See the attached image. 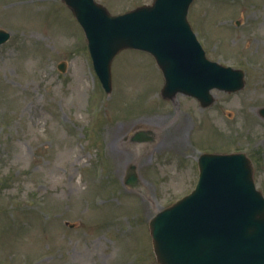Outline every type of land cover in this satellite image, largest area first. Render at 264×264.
I'll list each match as a JSON object with an SVG mask.
<instances>
[{
	"label": "rangeland",
	"instance_id": "obj_1",
	"mask_svg": "<svg viewBox=\"0 0 264 264\" xmlns=\"http://www.w3.org/2000/svg\"><path fill=\"white\" fill-rule=\"evenodd\" d=\"M96 1L114 14L153 2ZM188 18L211 60L245 72V87L213 90L206 112L181 94L162 99V74L139 50L116 56L106 94L62 0H0L11 35L0 45V264H158L148 222L195 188L204 148L245 152L264 194V0H196ZM186 122V146L124 140L138 127L169 138L176 123L183 138ZM127 161L145 195L123 185Z\"/></svg>",
	"mask_w": 264,
	"mask_h": 264
},
{
	"label": "water",
	"instance_id": "obj_2",
	"mask_svg": "<svg viewBox=\"0 0 264 264\" xmlns=\"http://www.w3.org/2000/svg\"><path fill=\"white\" fill-rule=\"evenodd\" d=\"M83 26L96 71L108 92L111 64L123 49H141L157 60L165 77L162 96L181 92L214 103V88L236 92L244 72L206 57L189 21L194 0H155L112 15L95 0H63ZM10 34L0 30V45ZM65 69L64 65L60 66ZM264 117V108L260 110ZM196 189L150 221L159 264H264V195L257 189L254 165L245 153H206L199 159ZM131 183L139 177L133 167Z\"/></svg>",
	"mask_w": 264,
	"mask_h": 264
},
{
	"label": "flooded vegetation",
	"instance_id": "obj_3",
	"mask_svg": "<svg viewBox=\"0 0 264 264\" xmlns=\"http://www.w3.org/2000/svg\"><path fill=\"white\" fill-rule=\"evenodd\" d=\"M187 127H188V123H186V125L184 127V132H183L184 136H185V134H187V130H188ZM178 129H179V127L176 123L175 127H173V130L170 132L171 134H170L169 138H165L163 133H156L157 134V136L155 138L156 140L154 139V141L148 142V146L150 148H152L153 150H157L158 148H161V147H173L175 149L177 144H178V141L180 140V136L177 134V131H176ZM107 132L109 133L110 130H107ZM129 135H130L129 132H127L125 134V136H124L125 141H128V140L131 141V137ZM180 162H181L180 166L185 164L184 160H180ZM193 165H195L197 168V161L193 162Z\"/></svg>",
	"mask_w": 264,
	"mask_h": 264
}]
</instances>
